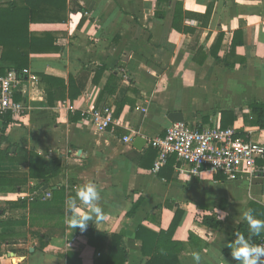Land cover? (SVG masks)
<instances>
[{
  "label": "crops",
  "instance_id": "obj_1",
  "mask_svg": "<svg viewBox=\"0 0 264 264\" xmlns=\"http://www.w3.org/2000/svg\"><path fill=\"white\" fill-rule=\"evenodd\" d=\"M66 5V22L56 26L65 31L56 42L60 50L30 56L27 68L37 80L25 78L17 97L26 110L6 128L3 144L11 145L10 156L58 158L61 169L47 183L26 178L0 186V264H66L68 251L77 252L81 264L105 261L112 234L121 237L124 264H145L149 256L142 255L137 228L166 231L177 208L180 221L162 239L161 254H177L178 264H194L193 253L200 264H236L227 244L239 225L247 226L240 217L251 203L264 208V164L257 163L253 177L233 180L221 172L180 171L175 158L153 171L156 154L147 140L163 135L171 124L169 112H181L190 128H204L221 126V112L232 110L235 119L231 124L225 119L228 127L264 145V128L244 120L249 104L264 103V0H66ZM41 73L81 80V94L48 106ZM110 77L109 91H103ZM103 106L114 118L105 130L89 119L90 111ZM78 113L81 118H70ZM137 136L146 140L141 149L133 146ZM27 171L25 161L0 162V173ZM89 181L101 190L104 218L89 222L86 230L107 236L102 250L87 243L86 230L70 226L65 208V200ZM50 189H63L62 207ZM35 198L49 205H32Z\"/></svg>",
  "mask_w": 264,
  "mask_h": 264
},
{
  "label": "trees",
  "instance_id": "obj_2",
  "mask_svg": "<svg viewBox=\"0 0 264 264\" xmlns=\"http://www.w3.org/2000/svg\"><path fill=\"white\" fill-rule=\"evenodd\" d=\"M163 1V0H158ZM180 3L175 5L174 19H179ZM209 11V8L208 10ZM206 11V13H207ZM67 19V5L66 0H8L0 3V73L5 69L13 68L21 70L27 68L32 54L55 53L60 50L57 45V39L63 35L65 31L56 26L63 25ZM41 25L43 28H35ZM237 33V32H236ZM226 66H232L226 63ZM95 71H103V67H94ZM41 82L48 84L44 89L46 103L48 106L54 105L55 101L68 99L70 102L78 98L82 91L81 80L73 78L71 75L67 80L45 75H37ZM113 78L108 79L103 91H109V84ZM111 93V92H110ZM18 100L19 97H16ZM249 115H244V120L248 124L264 128V103L254 102L249 104ZM2 118V127L0 130V162L10 161H25L28 164V171L23 175H6L0 173V186H8L12 184H19L26 182V178L38 179L43 183H47L49 179L60 172V159L48 158L44 159L36 153L28 156L8 155L10 153L9 147L11 145L3 146L8 143L5 137L6 128L13 123L18 122V115L6 114ZM71 119L81 118L80 113L75 117L70 115ZM230 119V124L234 121L235 116L232 110H225L221 112V127H228L225 119ZM151 148V147H150ZM153 149V148H151ZM150 149V152L152 151ZM155 156V150L153 149ZM172 159L174 157H171ZM170 159V158H169ZM258 165H263L264 161H257ZM54 197L62 207L64 197L63 189L51 190ZM58 195V196H57ZM44 200V201H42ZM47 199L35 198L32 205H39L47 207L49 204L45 203ZM137 204H134L130 213H133ZM250 208L253 209V215L260 220H264V208L251 203ZM62 214V212H60ZM182 212L178 208L174 212V217L166 231H160L155 234L146 231L142 227H138L135 232V237L142 242L141 252L144 256H149L145 264H178L177 254L164 253L161 254L163 247L162 239L170 238L175 228L177 227ZM207 224V219L204 220ZM218 223H214V227ZM237 232L243 234L246 238L250 236L248 226L239 225ZM236 232V233H237ZM87 243L95 250H102L103 241L106 235L94 229L85 231ZM262 237L251 236V243L256 244ZM151 248L153 251L149 254L147 250ZM105 261L94 260L93 264H124L127 258V253L122 247L121 237L119 234H112L109 238L106 249ZM66 264H81L79 254L74 251L66 253Z\"/></svg>",
  "mask_w": 264,
  "mask_h": 264
},
{
  "label": "built area",
  "instance_id": "obj_3",
  "mask_svg": "<svg viewBox=\"0 0 264 264\" xmlns=\"http://www.w3.org/2000/svg\"><path fill=\"white\" fill-rule=\"evenodd\" d=\"M36 81L28 68L5 69L0 73V120L6 114L22 116L25 106L16 97L21 93L24 80ZM90 121L99 129L114 123L112 109L100 107L89 112ZM128 138H125V141ZM156 151L152 166L158 171L169 158L174 157L180 171L198 175L203 170L221 172L228 179L253 177L258 171L257 161L264 157V145L248 139L234 127L219 125L190 128L184 122L171 123L163 135L147 140ZM46 193L43 198H49ZM254 245L264 247V235Z\"/></svg>",
  "mask_w": 264,
  "mask_h": 264
},
{
  "label": "clouds",
  "instance_id": "obj_4",
  "mask_svg": "<svg viewBox=\"0 0 264 264\" xmlns=\"http://www.w3.org/2000/svg\"><path fill=\"white\" fill-rule=\"evenodd\" d=\"M101 190L96 184L89 181L79 187L74 196L65 200V208L68 213L70 226L79 228L81 231L87 229L89 222H99L104 218L103 209L99 206ZM85 209V210H82ZM241 220L247 223L250 236L246 238L237 232L235 239L227 244L233 260L238 264H264V247L251 243V236H259L264 233V220L257 219L253 215V209L248 208L241 213ZM194 264H200L201 257L193 253Z\"/></svg>",
  "mask_w": 264,
  "mask_h": 264
},
{
  "label": "water",
  "instance_id": "obj_5",
  "mask_svg": "<svg viewBox=\"0 0 264 264\" xmlns=\"http://www.w3.org/2000/svg\"><path fill=\"white\" fill-rule=\"evenodd\" d=\"M167 119L171 122V123H177V122H183V117H182V113L179 112V111H172V112H169L167 114ZM3 123L2 121L0 120V130H1V127H2ZM146 143V140L143 139L142 137H135L134 138V143H133V146L136 148V149H141L142 146ZM46 188V186L44 187V189ZM236 264H238V262H236Z\"/></svg>",
  "mask_w": 264,
  "mask_h": 264
}]
</instances>
